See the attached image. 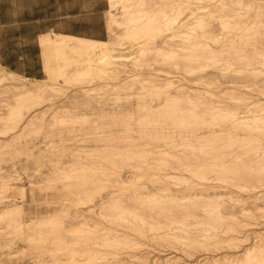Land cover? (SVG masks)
Segmentation results:
<instances>
[{
  "label": "rangeland",
  "instance_id": "1",
  "mask_svg": "<svg viewBox=\"0 0 264 264\" xmlns=\"http://www.w3.org/2000/svg\"><path fill=\"white\" fill-rule=\"evenodd\" d=\"M141 1H142L141 3L142 5L137 6V8L142 10V14L143 12L145 14L147 11L148 12L146 14H149L151 12L152 7L153 8L157 7L156 9L158 10L160 8L159 10L160 13L165 10L164 12L167 11L166 13L169 16H171V14L172 16H174L173 14L175 11H177L178 13L182 9L183 12L182 11L181 12L183 14L180 12L181 14L179 17L180 18L179 20L181 21L180 26L182 27L175 30V33L177 31L179 32V30H181L179 32L180 34L183 33L182 30H184L185 32L187 29L185 27H189L191 24L190 21L194 19L192 18L191 13H190L191 8L193 9V7L190 8L189 6H195V4L193 3L194 4L193 5L192 3H190L191 5H189L190 0H186L187 2L185 0H176L177 2L175 3H173L175 0L173 1L172 0H158V1L157 0H141ZM196 1L197 0H194V2ZM204 1L205 0H202V1L200 0V3L198 1L196 2L200 4L201 7L204 6V8L203 7L200 8V11L205 12L206 14L204 15L208 16L207 17L208 21L204 19L205 18L204 16L203 19L206 22L204 21L203 23H208L209 20L213 17L214 13H218V11L220 12V10H222L221 9L222 5L225 6L224 8H227V9L229 8L237 9L241 7L242 8L240 9L241 12L246 10V12L249 11L248 12L249 14L247 13L248 16L250 14L253 16V17L249 16L250 19L254 18L255 17L254 15L258 13L257 11L259 10L257 9L263 8L264 10V7L262 6L264 5V2H263L264 0H241L242 2L240 0H236L238 2L240 1L239 3L236 2L235 0H224V1L206 0L205 3ZM225 2L228 4H226ZM183 3L184 4L187 3V6L185 5L187 8H184V10H183V6H184ZM174 4H176L175 6L177 7H174ZM217 4H218V7H217ZM259 4H261V7H258L260 6ZM214 6H216L217 8ZM106 7H107V10L105 11L106 27H105L104 33L101 34V37L95 38V37H88V36H83V35L82 36L77 35V36L97 39V40H107V41L113 38L115 43L113 46L114 49L112 50L111 53H113L114 57H117V58H113L114 59L113 61L115 62L114 65L112 64L113 63L112 61H111L112 63L111 62L107 63L109 61L107 62L105 61V64H104V62L99 61L101 57H99L98 54L99 55L102 54L101 51H99L93 62L94 67L91 70H88V69L83 70V71L88 70L86 72L81 71L83 74L85 73L87 74L89 72L88 74L90 75L85 74L83 76V74L80 73V76L78 75L75 76L73 74L77 71V69H79V68H76V66L74 65L75 63L78 62V59H81V58L79 57L77 53L69 51L68 57L64 59L61 58V56L59 55L58 56L60 58L57 57V55H54V58L52 59L53 61L52 71L54 75H52V77H55V76L56 77L54 79H51L53 81L51 82L50 80L51 75L45 70V67H44V56H43L42 49L39 44V39H38L39 37L34 38L32 41L30 40L23 41L22 39H20V37L22 36L21 35L22 29L19 31L18 29H6V28L0 29V57L3 58V60H0V65L4 67L5 70L12 71L18 74L20 77L22 76V78H24L26 82V85L28 86L34 85V83L36 82H40V83L46 82L47 84L51 85V87L49 85L47 86L48 90L44 93V95H42L40 99L38 98V99H29V100L27 99L26 100L25 98L21 97V95H23L22 94L23 90L14 88V86L9 82H2V83L0 82V119H1L0 120V264H72L70 262L71 259H69L68 257L72 255L73 251L72 250L69 251L70 248H68V245L69 247H73V248L77 247L76 248L77 251L73 252L74 255L76 254L75 255L76 259L74 261L76 262V264H106L104 261L105 259H102L104 257L106 258V260H108L107 263L110 264V262L114 260V258H112L114 256L116 257L118 256L117 258L120 259V262H118L117 260L115 264L116 263L117 264H153V260L163 261L166 259L165 257L168 258V257L175 256V255L177 257H181L183 259L182 261L184 262L194 263L208 256L210 257L213 255H217V257H220L228 253L234 254V253L244 250L245 247H250L251 243L253 244L255 243L258 237V236L256 237V235L262 234V235H259V237L264 235L263 234L264 233V216H263L264 215L263 213L264 212V200L263 199L258 200L255 203L253 199L248 198L246 191L244 192L239 189H236L234 192H228V191L224 192L223 191L220 194L221 198H219L220 200L219 202L221 203L224 202V205L228 206V209L230 207V209L227 211L228 213H232V212L234 213L235 217L233 218H235V220L237 221L238 223L237 225H239V228H240V225L242 228H244V229H241V234L239 235L240 240H238V244H239L238 247L235 246L234 244L228 243L231 236L234 235L233 232L222 236L221 238L222 242L221 241L218 243L215 242V244L212 242L210 244L209 243L207 244L205 242L203 244L195 243L194 245L193 244L182 245V246H179V251H178L176 248L174 247L172 248L171 246H168V244H164V242H162L163 240H161L160 238H157V237L153 238V236L144 237L139 234H132L133 231L131 229L128 230V231L131 230L130 237L134 235V238L136 237V240L137 241L139 240L141 244L130 247V248H121V247L118 248L116 244H112V245H116L117 247L111 245L112 248H110L111 246L109 244V247L108 246L100 247L104 250L99 249L100 245H95L96 243H94V241L102 237L98 235L99 233L97 234L96 232L98 231L99 228L102 229L104 227L106 228V226L108 227L112 226L114 229L117 228L119 230H124V229L126 230V228L119 226L118 222H115L114 220H113L114 222H111L112 219L110 221L107 218H106L107 220L104 218L105 212H106L105 214L110 212L108 215H112L113 213L109 211L111 207L110 208L108 207L109 205L112 206V204H108L106 205L107 207L105 206L104 209L103 208L101 209V207H103L104 205L102 203L103 201L104 203H108L110 199L114 200L116 198H121V199L123 198L122 201L124 203L122 204L124 206L126 204H129V206L126 205V207H136V205L138 207L140 206L142 207L141 203L139 202L135 203L136 201L135 199H133L134 195L141 194V196L143 197L144 195V198H145V197H148V195L146 194L151 193L152 191L156 193L158 192L161 195L165 196V198H167L166 196L168 193L167 189H170L172 187L173 188L172 192L174 189L175 190L178 189L176 187L177 185H175V183L179 181L175 177L177 174L183 175L185 179L190 178L193 181L202 182L200 181L198 177L195 178L194 175H192V173H189V171L188 172L182 171L183 172L182 173L178 171L177 169L179 168L178 164L180 163V162L178 163L177 160L184 159L182 158L183 156V153H181L182 150H177L178 148H182V145L184 144L182 143L183 140H181L182 142L180 141V138H181V135H189L188 134L189 132L182 133L181 131H176L173 133V135H168L165 132V130L162 131V128H161L162 123H160L161 125H159V123H151V124L148 123L147 125L146 123L147 121L145 122V119H144L145 117L142 116V114L143 115L145 114V111L142 110L143 109L142 107H148L150 103L155 105L158 102V99H159L158 96H161L160 98L163 97V94L161 95L160 93H162L164 91L163 89H166V88H163L162 86L164 87H167V86H165L164 84L161 85L159 83L163 82L164 79L165 81H167V79H170L168 76H171V75L173 77L171 79H175L176 81H178L179 79H182V74L186 70L184 67L188 69L190 68L189 66L188 67L185 66V64H187L188 62L191 63L193 60H195V57L198 58V54H203V52L202 53L201 51L197 52L198 50L196 51L195 49H193V51L197 52L196 53L197 56L194 54L195 52L193 54L189 53V55L186 54L187 56L190 57L189 59V57L187 58V56L184 54L183 49L179 48L183 45V43L185 44V42H183L185 40H187L186 41L187 43L190 42L191 45L192 43L193 45L195 43L198 44L197 39L201 36H197L195 38V35H194V37L192 38L190 37L191 39L188 37V39L182 40L181 39L182 37L180 36L179 37L177 36V38L170 36L172 31H167V33L165 34L166 36H164L163 38L157 39L158 42L156 41V43H153L152 42L153 39L150 40L149 38L151 37L147 35V37L149 36V38L147 37H142V38L145 41H148L150 43L145 42L144 40H142V38H140L138 40H142L145 43L142 42L143 43L142 45L140 43L135 44L136 42L133 39L134 36L132 38V35L130 36L128 35L127 32H125L127 30L126 26L125 27L124 25H122L123 27L120 26L122 17H124L123 14H125L120 4H118L116 7L113 8L110 0H106ZM176 8H178L179 10L178 9L176 10ZM194 8L196 9L197 6H195ZM205 8L206 9L208 8V10L204 11L203 9ZM156 9H155V12L157 11ZM171 9L172 10L175 9L174 12L170 11ZM209 9H212V10H209ZM214 10L216 11L214 12ZM198 11H199V7H198ZM112 12L114 15H116L115 18L117 17L116 18L117 21L119 20L118 24L115 23V25H113L114 27L113 32H111V30L109 29L110 24L112 23V17H113ZM158 12H156V14H158ZM221 12L220 14L222 15L223 11ZM177 13L175 15H177ZM208 13L210 16L207 15ZM189 15L191 16V18H189L190 17ZM216 15L220 16L218 13V14H215L214 17ZM242 15L243 16L245 15V11L244 13H242ZM263 17L264 16L262 15L261 19H264ZM213 18L211 20H213ZM215 18L213 20L215 21L214 23L216 24L214 28L215 31L214 29L208 30L207 32L208 34L206 33V36L204 35L205 37L203 38L201 37L204 41H202L201 39L199 43L201 41H202L201 43L206 41L204 44L211 43V46L209 44L208 45L210 46V48H213V50L215 49V51H212V54L211 52L210 53L205 52L204 54L207 53L208 54L206 55L207 57L209 56V54H211L212 57L216 55L217 63L220 62L221 64H225L223 66H225V68L227 69L223 71L227 72L228 75H226L227 77L226 76L222 77L219 74L218 76L219 78L217 76L208 78L206 80V82L208 83H205V85H203L202 87L212 92H217L220 95H222V98L220 97L219 94H218L219 97H214L216 101L220 99L223 100V101L221 100V103H219L218 101L215 104L223 103V104H226L227 107L229 106L230 108L231 107L233 108L235 106L238 107V104L243 103L244 101H247V100L249 101L250 98H247V97H251L252 99H257V100L260 99L262 100L260 102H264V95H262V93L257 90V88L264 89L262 88L264 87V81H262V76L256 75L258 76L257 79L253 77L244 78L243 75L241 74L242 73L241 71H243L244 69L242 67L244 65L242 64L245 63V62L242 63L243 62L242 57L244 55H248V53L254 54L253 50L250 48V52L247 51V54H245L246 51L240 52L238 50L236 51L232 49L230 47L231 45H229L232 43L234 44L233 46L247 47L244 43H239V39L238 40L236 39L238 43L236 41H234L235 43L232 41L227 42L229 43L228 45H226L229 50L227 53L224 47L222 48V51H221L220 45L224 44L223 42L226 38L224 37V35H222L223 32L221 31L222 28L220 27V22L219 21L216 22L217 17ZM161 20L162 19H159L162 25L165 24V22ZM211 20L210 22H212ZM123 21H125V19ZM193 23L197 24L195 22V19L193 20ZM193 23L192 25L194 26L195 24ZM211 25H213V23ZM263 27L264 26H261L260 28H258L260 29L259 31L262 33H264V31H262ZM30 30L32 31L33 29H30ZM252 30L250 31L251 34L252 33L255 34V32H257L256 28ZM47 32H53V31H47ZM68 33H70L69 29H68ZM167 34H170V35L168 36ZM259 34L257 35V37L259 36ZM172 38L177 43L181 40L180 42L182 43V45L180 42H179L180 44L179 43L176 44V42H173ZM194 38H195V41H194ZM259 38L264 41L263 34L262 36H259ZM166 39L169 42L174 43V44L172 43L173 47L172 46L171 47L175 49L177 53L176 52L172 53L169 51L170 44L169 42H167ZM244 39L245 38L241 39L240 41H244ZM251 39L248 38V40H251ZM191 40H193V42H191ZM222 40L223 42L219 43V41H222ZM215 41L217 45H215L214 43ZM146 43L148 44L145 45ZM236 43L238 45H235ZM165 44L166 45L169 44V45L163 46ZM186 44L185 46H189V44L188 45ZM241 44H243V46H241ZM149 45L150 46L156 45V46L150 47ZM191 45L189 46L190 48H191ZM158 46L163 47V48L159 49ZM156 47H158V49H156ZM192 47L194 48L197 46H192ZM165 48L166 50L168 49L169 51L168 53L171 58L169 57L167 51L166 50H165L166 52L164 51ZM178 48L182 52H180ZM143 49L145 51H143ZM216 49H217V53L215 54ZM163 51L164 53H161ZM189 51L191 52V49ZM178 52L180 53V55H178ZM222 53L224 56L222 55ZM140 54L146 56L147 60L144 58V56L143 58H141L142 55ZM182 54L185 55L184 56V58L186 59V60L184 59L185 61H183ZM204 54L202 56H205ZM251 54L248 55L249 58L253 56ZM20 55H23V56L27 55V57L24 60H18L17 58L12 59V57H18ZM190 55L192 56L194 55L193 56L194 59ZM138 56H139V59L137 58ZM238 57H240L241 60L240 58L238 59ZM72 58L74 59L77 58V59L75 61ZM215 59L210 58V60L208 61L207 58L206 59L202 58L201 60H203V62L202 61L201 62L203 63V65H206V64L208 65V63L212 64L214 62L213 60ZM244 59L245 58L243 57V60ZM137 60H141V62L139 63V61L137 62ZM189 60H192V61H189ZM218 60L220 61L218 62ZM96 61L99 64V66H96L95 64ZM134 61L135 63L136 62L137 63L134 64ZM147 61L150 63L151 65V66L149 65L150 67H146L149 64ZM244 61H246V59ZM146 62L148 64L144 65L146 64ZM183 62L185 63L183 64ZM226 62H229L230 65H228L229 63L226 64ZM116 63H118V65H116ZM172 63L175 65L174 67ZM202 63L199 62L197 64V61L196 60L194 61V64L195 65L197 64V66ZM232 63L234 64V67L232 65V68H230L229 70V67H231ZM138 64L139 66H137ZM140 64L144 66L142 67L140 66ZM180 64L182 66L184 65L182 67L184 70L182 69L180 70L179 68ZM60 65H63L64 67L65 66L66 67L60 68L59 67ZM67 66H74V67H67ZM85 66L84 67L80 66V67L81 69L87 68V66L86 67ZM238 66L242 68H239ZM103 67H105L106 69ZM96 68H97V71H96ZM98 68H99V71H98ZM209 68L211 69V67ZM111 69H113L116 72L117 71H120V72L116 73ZM165 70L168 71V73L170 72L172 74L171 75L170 73L168 74ZM57 71L58 72L68 71V72H71L72 74L70 73L69 75L59 76ZM180 71H182L181 75H179L181 73ZM184 73H185V76L187 75L188 77L191 76L189 75L190 73L186 74V71ZM89 76H91L92 78ZM56 78L58 79L56 81L57 83L55 82ZM155 78H157L156 81H155ZM159 78L161 79V82L159 81L158 83V80H160ZM26 79L28 80L26 81ZM88 80L91 83L90 82L88 83L87 82ZM192 80H193V77H192ZM193 81L189 83L190 86L197 87V85L194 83L195 81L194 82ZM85 83H87L88 85ZM80 85H83V86L81 87ZM86 88L87 90L88 88L92 89L91 93H89L90 91H86ZM82 89L83 90L85 89L84 91H86L88 94H86L85 92L81 93L83 91ZM158 89H160V91L162 92H160ZM146 90L147 91L149 90L148 94ZM74 92L76 93V95ZM78 92H80L81 94H79ZM149 94H152V95H149ZM233 94L238 99L236 98L233 99V97L231 96ZM226 95L228 98L226 97ZM139 97H141V99ZM151 99L155 101L152 102ZM227 102L228 103L230 102V104H228ZM231 104L232 105L236 104V105L232 106ZM18 105L20 107H18ZM19 108L23 113V116L21 118H23L24 120L22 119L20 122H18L19 124L18 125L16 118L19 117L17 114ZM197 110L199 112L202 111L201 109H197ZM12 113H13V116L11 117ZM204 113L205 112H202L199 114V115L203 114L204 117L203 116L200 118L198 117V120L200 119V121H202V119L205 118L206 121H208V119L210 121V118H208V114L207 113L204 114ZM74 115H77V116H74ZM86 116H88V118H86ZM212 116L213 115H210V117ZM84 117L86 119H82ZM139 117H141V119L143 117V120H144L143 124L142 122H139V119H140ZM162 118L160 117L159 119H162ZM220 118L222 117L220 116ZM87 119H89L88 122H87ZM213 119H214V116L211 118V120ZM7 120H8V123H6ZM75 120H78V121H75ZM83 120H86V121H83ZM29 121L32 122V124ZM26 122H28V124L30 123L29 124L30 126ZM16 125H18L16 129L14 128V130H12V128L15 127ZM156 125L157 127L158 126L159 127L157 128ZM174 126H176V124H173V127ZM148 127L149 129L151 128L150 131ZM155 127L157 129H155ZM127 129L128 130L130 129V131L128 132ZM112 131H113V134H112ZM122 132H125V133H122ZM97 134H99L100 137ZM125 134L126 136H129V137H131V134H132L135 137V139L134 138L132 139L135 140V142H137L133 144V147H129V150H128L129 152L125 150V148L128 146V142H132V140L130 138V141H127L129 140V138L127 137L126 139ZM91 135L92 136L96 135L98 136V138L104 137L105 140L104 138H102V140L104 141L101 142L96 136L92 137ZM105 136L107 137L110 136V137L107 138ZM122 136H124V138L126 139L125 141H124V138H121ZM171 138L177 139V143L179 142V144L181 143L182 144L180 146L178 145L177 147H173V148L171 145L170 146L168 145V147L170 148L165 147L167 146L165 142H170ZM106 139L107 140L109 139V141H107ZM106 143H107V146L105 145ZM132 143L130 144V146H132ZM135 145L136 146L138 145V146L136 147ZM124 146L125 148L122 149V147ZM118 147H120V149ZM164 147L166 148L168 153L167 151L163 150L165 149ZM131 148H132V151L130 150ZM163 151H165V153ZM155 152L158 154H156ZM155 157L157 158L159 157L160 160L159 161L153 160V159H157ZM163 159H166L165 162L167 161L169 162L165 163ZM137 160L139 162H137ZM144 160H148L149 163L146 164L147 161L145 162ZM156 161L159 163H157ZM160 161L164 164H161ZM150 162L152 164H150ZM137 163L138 164L143 163L144 165L142 164L141 166L138 167ZM119 172L121 173L120 174L121 176L119 175ZM106 177L111 180H108ZM160 177L162 178L165 177L164 178L165 180L168 179L167 180L168 182H166L168 186H166L167 184L164 183L165 180L164 179L162 180V178ZM94 179L95 181H93ZM96 179H98L99 181H97ZM154 182L155 184H153ZM160 182L162 183V187L160 186L161 185ZM214 182H217V181H214ZM243 182L249 183L250 181L248 182L243 181ZM253 182H255L254 184H256L257 180L251 181V184ZM185 183L187 182L184 181L183 184L181 183V185H183L182 188H184ZM163 184H165L166 186L165 188L167 189L164 188ZM179 187L181 186L179 185ZM166 190H167V193H166ZM139 191H141V193ZM175 192L176 191H174L173 193L176 194ZM160 194L158 196H160ZM118 195H121V197ZM178 195H180V197ZM176 196L174 197L177 198L179 202H177L178 200H175V198L171 200L169 197L167 198V200L170 199L169 202L164 199L166 201V203L164 202L165 203L164 206L167 205L166 208L168 206H170V208L174 206L172 209L185 207L187 205L189 206L190 204L189 201L183 198L184 193H182V195L181 193H179ZM181 196H182V200H184L183 202H180L182 201L180 200ZM173 200L175 201L173 202ZM178 203H180V205H178ZM184 203H186L185 206H184ZM9 205L22 206V212L13 211V213H7L8 208H11V207H8ZM159 205L158 207H160ZM161 205H162L161 207L164 208L163 204ZM164 212L167 213V216L173 215V214L170 215L169 211L168 212L160 211L158 213L161 216L166 217L164 216L165 215ZM142 213H143L142 216L144 217L147 214L150 215L149 211H145V212L141 211V214ZM102 214L103 216L101 217L100 215ZM114 214L116 215V213ZM175 214L176 213H174V215ZM76 215L77 216L79 215V216L77 217ZM176 215L178 216L179 214H176ZM17 220L22 221V222L27 221V223H30V227L26 228L24 226V223L22 225H19V227L16 226ZM166 221L168 220L166 219ZM84 223L90 224L91 226L90 228L94 230L92 231L93 233H89L87 231L88 228L84 227L83 225ZM258 223H261V224H258ZM82 226L84 228H82L80 231L79 227L81 228ZM83 229H85L87 233L85 230H84V233H82ZM255 231L257 234H254ZM98 232H100V234L102 235V233L104 232V229ZM84 234L87 236H85ZM237 234L238 233L236 232L235 235ZM78 238L80 242H77L73 246H71V244L69 243L70 239H75L77 241ZM87 238H88V241H89V238L93 239L94 240V241L92 240L93 243L90 242L91 240L89 242L86 241ZM81 239H83L82 240L83 244L81 246L80 245L78 246L77 244L82 242ZM84 240L86 241V243ZM230 245H232V247ZM83 246L84 247L88 246L86 248L91 249V251L92 250L93 251L91 252L88 249L85 250ZM93 246L95 249L98 248L100 251L98 253L97 251H94L95 249L93 248ZM115 247H116V250H115ZM117 248L119 249V252L122 254L118 252ZM122 249H123L124 254L122 252ZM84 250L86 252L90 251V253L89 252L86 253ZM113 251H116V252H113ZM117 252L118 254H114ZM95 256H99L100 258L95 259ZM125 258H128V260H125ZM149 258H150V261H148ZM153 258H156V259H153ZM121 259H123V262ZM210 261L211 259L209 260V262L208 260L207 261L205 260L204 262H199V264H213L212 261L211 262ZM220 264H227V262L221 261Z\"/></svg>",
  "mask_w": 264,
  "mask_h": 264
},
{
  "label": "bare ground",
  "instance_id": "2",
  "mask_svg": "<svg viewBox=\"0 0 264 264\" xmlns=\"http://www.w3.org/2000/svg\"><path fill=\"white\" fill-rule=\"evenodd\" d=\"M197 1L200 3V0H197ZM205 1H204V3H205ZM209 1H211V0H209ZM222 1H224V0H222ZM110 2H111V5H112L113 8L116 7L118 4H120L121 8H123V10L125 12V14H123V15H124L125 18L122 17V21L124 19H125V21H123V22L121 21L120 22V26H122V25H124V27L126 26L127 30L125 32H127L128 35H130V36L132 35V38L134 36L133 39L136 42L135 44L140 43L141 45L143 44L142 42L145 41L142 37H147V35H149L151 38H149V36L147 38H149L150 40L153 39L152 42L156 43L157 39L163 38L164 36H166L165 34L167 33V31H172V33L170 32L171 35L167 34L168 36L170 35V36H173L175 38H177V36L178 37L180 36V37H182L181 38L182 40L188 39V37L192 38V37H194V35H195V38L197 36H201L203 38V37L206 36V33L208 32V30L215 28L216 24L214 23L215 21H213V20H214L215 17H217V21L216 22H218V21L220 22V27L222 28V30L221 29L220 30L223 32V34L222 33L221 34L224 35V37L226 38L225 39L226 41L224 40V42H223V40L219 41V43L220 42L224 43L223 45L222 44L220 45L221 46V51H222V48L224 47L226 49V53H227L229 51L227 46H226V45L229 44L227 42L228 41L229 42H231V41L234 42V41H236V39L237 40L239 39V43H244L247 47H244L243 44H241V46H243V47L233 46L234 44L232 43V44H229V45H231L230 47L232 49H234L236 51L238 50L240 52L241 51H246L245 54H247V51L250 52V48H251L253 50V53H254V54L248 53V55H250V54L253 55V56H251V58H249L248 55H244V56L242 55L246 59V61H244L245 59L243 60V57H242V61H243L242 63H244V62L245 63L242 64V65H244V66H242L244 69H243V71H241L242 72L241 74L243 75L244 78H252L253 77V78H256V79L258 77L256 75H259V76H262V81H264V41L259 38V36H262V34L264 35V33L260 32L259 31L260 29H258L261 26H264V19H261L262 15L264 16L263 8L257 9V10H259V11H257L258 13L255 14V15L253 14L255 17L250 19L249 16H252V15L250 14L248 16V14H249L248 12L249 11L246 12V10H244L245 11V15L243 16L242 13H244V11L243 12L240 11V9H242L241 7L237 8V9L236 8L227 9V8H224L225 6L222 5V8H221L222 10H220V12L223 11L222 15L218 11L220 16L216 15L214 17V15L218 14V13H214L213 14V12H212L214 18L212 17L213 20H211L212 18L210 19L212 22H210V20H209V22L211 24L213 23V25H211L209 22L208 23H203L205 21L204 19H206V21H208L207 20L208 16L204 15L206 13L203 12V11H200V8H202V7L204 8V6L201 7L200 4L194 2V0H190L189 1V5H191L190 3H192V4L194 3L195 6H197L196 9L194 8L195 6H189L190 8L193 7V9L191 8V12L190 13H191L192 18L195 19V22L197 24L193 23L194 19L193 20L191 19L192 20V21H190L191 24L189 23L190 26L188 24L189 27H185V28H187L186 31L184 32V30H182L183 33L181 32L182 34H180L179 32L181 30H179V32L177 31L176 33H175V30H177V29L182 27V26H180L181 21L179 20L180 19L179 18L180 14L183 12L182 9L178 13H177V11H175L177 13V15H175L176 14L174 12L175 9L174 10L171 9L170 11L174 12V14H173L174 16H172V14H171V16H169L166 13L167 11L164 12L165 10L164 11L161 10L162 12L160 13V11H159L160 8L158 10V9H156L157 7H155V8L152 7L151 12L149 14H146L148 11L145 14H144V12L142 14V10L137 8V6L142 5L141 4L142 3L141 0H110ZM175 2H177V1L175 0L173 3H175ZM236 2H238V1H236ZM153 3H154V1H153ZM226 4H228V3H226ZM175 5L176 4H174V7H177ZM183 5H184L183 6V10H184V8H187L186 7L187 3H185V4L183 3ZM257 5H258V3H257ZM259 5L260 6H258V7H261V4H259ZM181 6H182V4H181ZM262 6L264 7V5H262ZM198 7H199V11L200 12L198 11ZM214 7H216V6H214ZM214 7H213V9H214ZM217 7H218V4H217ZM155 9L157 10L156 12L159 11L158 12V14L160 13L159 15L156 14ZM177 9L178 8H176V10ZM187 10H189V9H187ZM203 10L204 11L208 10V8L207 9L205 8ZM209 10H212V9H209ZM215 11L216 10H214V12ZM238 11H240V12H238ZM112 14H113V12H112ZM207 15H209V13ZM115 16L116 15L113 14L112 23L110 24V28L109 29L111 30V32L114 31L113 25H115V23L118 24V21H119V20L117 21V19H116L117 17L115 18ZM191 16L189 18H191ZM204 16H205V18H204ZM159 19H162L161 21H164L165 24L162 25V23L159 21ZM192 23L195 24V25L193 26ZM117 24H116V26H117ZM186 26H187V24H186ZM255 28L257 29L256 30L257 32H255V34H253V33L251 34L250 31L252 29H255ZM214 31H215V29H214ZM262 31H264V27L262 28ZM257 33L258 34L260 33L258 37H257V35H258ZM201 37H199L200 39L198 38L199 40L197 39L199 45L197 43H195V42L194 43L196 45L195 44L193 45V43L191 45L190 42H188V43L186 42L187 40L183 41V42H185V44L187 43L186 45H188V44H189V46L191 45V48H190L189 46H185L184 43H183V45H184L183 46L182 43L180 42L181 41L180 40L179 42L181 43L182 46L180 45L181 47H179V46L178 47L180 49L181 48L183 49V52H184L185 55L186 54L189 55V53L193 54L195 52V51H193V49H195L196 51L198 50L197 52L201 51V53L203 52V54L205 52H208V53L211 52V54H212V51H215V49L213 50V48H210L211 43H208L210 46L207 43L204 44L206 41L201 43L202 41H204ZM218 37H219V35H218ZM224 37H223V39H224ZM140 38H142V40H144V41L138 40ZM195 38H194V41H195ZM243 38H245L244 41H240ZM248 38H250V39L253 38V39L248 40ZM255 38L256 39L258 38L259 40L258 39L256 40ZM201 39H202V41L199 43V41ZM172 40H173V38H172ZM216 41H218V40H216ZM216 41L214 42L215 45H217ZM145 42H148V41H145ZM167 42H169V41L167 40ZM173 42H176V41L173 40ZM191 42H193V40H191ZM236 42L238 43V41H236ZM114 43H115V41L113 40V38H111V39H109L107 41V40H97V39L83 38V37H78V36H73V35H65V34H54V35L44 34V35L40 36V38H39V44H40V47L42 49V53H43V56H44V67H45V70L51 75L50 76V80L54 79L56 77V76L52 77V75H54V73L52 71V68H53L52 67L53 66L52 65V62H53L52 59L54 58V55H57V57L61 56V58L64 59V58L68 57V52L69 51L77 53L81 59H78V62L75 63V65L73 64L74 66H76V68H79L73 74L75 76H77V75L80 76V73L83 74L81 71H83L85 69L91 70L94 67V63L93 62H94V59H95V57H96V55L98 54L99 51H101V53H102V54H100L101 56L98 54V56L101 57L100 60H99L100 62H104V64H105V61L106 62L109 61L107 63H110L112 61L113 63L112 62L111 63L114 65L115 62L113 61L114 60L113 58H117V57H114L113 53H111L112 50L114 49V47H113ZM148 43H150V42H148ZM148 43H146L145 45H147ZM172 43L169 42L170 45L167 44L170 47L169 51L172 52V53H175V52L177 53V51H175V49L172 48L173 47ZM178 43L176 42V44H178ZM237 43L235 45H238ZM167 45L165 44L163 46H167ZM152 46H150V47H152ZM155 46H153V47H155ZM192 46H197V47L193 48ZM158 47H156V49H158ZM160 48H163V47H159V49ZM166 48H168V47H166ZM166 48L164 49V51L166 50ZM179 48H178V50L180 51ZM247 48H249V49H247ZM190 49H191V52L189 51ZM217 49H219V48H217ZM217 49H216L215 54L217 53ZM252 50H251V52H252ZM143 51H145V50L143 49ZM164 51L161 52V53H164ZM166 51H167V53L169 52L168 49ZM180 52H182V51H180ZM197 52H195L194 54L196 55ZM167 53H166V55H167ZM223 53H222V55H223ZM203 54H198V58L195 57V60L197 61V64L199 62L200 63L203 62V60H201L202 58H205V59L207 58L208 61L210 60V58H212V59L216 58V59L213 60L214 62L212 64L208 63V65L207 64L203 65V63H202V64H199L198 66H197V64L196 65L194 64L195 60H193V61L189 60V61H192V62L191 63L188 62L190 65L187 63V64H185V66H187V67L189 66L190 70L188 68L184 67L186 69L185 70L186 74L190 73L189 75H191V76L194 75L192 77H193V80L195 82L192 80L191 76H190L191 78L188 77V75L185 76V73H184L185 71L183 72V74H182V71H180L181 73L179 75L182 74V79H179L178 81H176L175 79H171V78H173L172 75H171L172 73L169 72L171 76H168V77L170 79H167V81H165V79L163 81V79H162V81L164 83L161 82L160 78H159L160 80H158V83H159V81L161 82L159 84H161V85L164 84L165 86H167V87L162 86L163 88H166V89H163L164 90L163 92L160 91L161 88L158 89L160 92H162L160 94L161 95L163 94V97L160 98L161 96H158L159 99H158L157 104H155V105L150 103L148 105V107H142L143 108L142 110L145 111V114L144 115L142 114V116L145 117L144 119H145V122L147 121L146 122L147 125H148V123L149 124H151V123H159V125H161L160 123H162V125H161L162 131L165 130V132L168 135H173V133L176 132V131H181L182 133L183 132H189L188 133L189 135H181L180 141L183 140V142L182 141L181 142L184 143L183 144L184 146L182 145V148H178V149L176 148L177 150H182L181 153H183V156H184V157L182 156V158H184V159L177 160L178 163L180 162L178 164L179 168H177V169L180 172H182V171H187L188 172L189 171V173H192V175H194L195 178L198 177L200 179V181H202V182H196V181L191 180L190 178L185 179L183 177V175H178L177 174L175 177L180 182L179 181H177V182L175 181L176 182L175 185H177L176 187L178 189L177 190H175V189L173 190V192L176 191L175 192L176 194H174L172 192V189H173L172 187L170 188L171 190L165 188L166 186H168V184L166 183V182H168L167 181L168 179L165 180L164 179L165 177L164 178L160 177V178H162V180L164 179L165 180L164 183L167 184L166 186H165V184H163L164 188L168 190V193H167V190H166L167 198L170 197V199L172 200V199L175 198L174 196H176L177 194L181 193V195H182V193H184L183 198H185V200L187 199L190 204H189V206L188 205L185 206L186 203H184L185 207H180V208L172 209L174 206L172 208H170V206H168L169 208L167 207L168 208L167 209L166 208L167 205L164 206V204L166 203L165 200H167V198H165V196L161 195L158 192H157L158 193L157 194L156 192H152V191H151V193L146 194V195H148V197H145V198H144V195H143V197L141 196V194H140L141 191H139L140 195H134L133 199H135V201H136L135 203H137V202L141 203L142 207L140 205H139L140 207H138L136 204H135L136 207H126V205L129 206V204H126L124 206L122 204V203H124L122 201L123 198L122 199L121 198H116L114 200L110 199V201L108 203H104V201L103 202L100 201V202H102L104 204L103 207H101V209L102 208L104 209V207L106 205H108V204H112V206H110V205L108 206L109 208L111 207V209H109V208L108 209L113 214L112 215H108L110 212L107 213V214H105L106 213L105 212L104 213V218L105 219L107 218L110 221L112 219L111 222H114V221L118 222V225L123 227V228H126V230L125 229L124 230H119L117 228H116L117 229L116 230L112 226L111 227L110 226L109 227L106 226V228L104 227L102 229L99 228L100 230L97 228L98 231H101V230L104 229V232L102 233V235L100 234V232L96 231L97 234L99 233L98 235H100L102 237L100 239H96L95 241L93 240L94 237H93V239L89 238V241L91 240L90 242H92V243L94 241V243H96L95 245H100L99 249H102V248H100L102 246H108L109 247V244H110V246L112 244H116L118 246V248L119 247H121V248H130V247L137 246V245L141 244V242H139V240L138 241L136 240V237L134 238V235L133 236L131 235L134 239L132 237H130V234H131L130 231L131 230L134 232V233L132 232V234H139V235L144 236V237L153 236V238L154 237L160 238L161 240H163L162 242H164V244H168V246H171L172 248L174 247L178 251H179V246H182V245H189V244L190 245L191 244L194 245L195 243L203 244L205 242L207 244L208 243L210 244L211 242L215 244V242H217V243L220 242V241L222 242V239H221L222 236H224L226 234H230L231 232H233L234 235L231 236V238L229 239L228 243L234 244L235 246L238 247L239 246L238 240H240L239 239L240 238L239 235L241 234V229H244V228H242L241 225H240V228H239V225H237L238 224L237 221L235 220V218H233V217H235L233 212L232 213H228L227 210H229L230 207L228 209V206H225L224 202H222V203L219 202L220 201L219 198H221L220 194L223 191L224 192H227V191L228 192H234L236 189H239V190L244 191V192L246 191V193L248 195V198L253 199L255 201V203L258 200H262V199L264 200V102H260V101H262L260 99L257 100V99H252L251 97H247V98H250V100L249 101L248 100L244 101L243 103H240V104L237 103L238 107L235 106L233 108L232 107L230 108L229 106L227 107L226 104H223V103L219 104V103H221L222 99L216 101L214 97H219L220 94L217 93V92H212V91H210L208 89H205L202 86L205 85V83H208V82H206V80L208 78H212L213 76H217L218 77L219 74L222 77L228 75L227 72L223 71V70H225L227 68H225V66H223L225 64H221L219 62L220 60H218L219 63H217L216 55L212 57L211 54H209V56L207 57L206 56V55H208L207 53L204 54L205 56H202ZM220 54H221V52H220ZM140 55H142V54H140ZM168 55H169V53H168ZM173 55H175V54H173ZM178 55H180L179 52H178ZM185 55H183V61L186 60L184 58ZM227 55H229V54H227ZM139 56L137 57L138 59H139ZM143 56L144 55H142L141 58H143ZM190 56L194 59V57H193L194 55L193 56L190 55ZM82 57H84V58H82ZM169 57H170V55H169ZM188 57L189 56H187V58ZM144 58L146 59L147 57L144 56ZM225 58H226V56H225ZM239 58L240 57H238V59ZM69 59H71V58H69ZM72 59H74V58H72ZM76 59H74V60L76 61ZM189 59H190V57H189ZM163 60H165V59H163ZM240 60H241V58H240ZM138 61H139V63L141 62V60H137V62ZM205 61H207V60H205ZM147 62H146V64H144V63L143 64L147 65L149 63V62L148 63ZM71 63H72V61H71ZM107 63H106V65H107ZM136 63L134 61V64H136ZM184 63L185 62H183V64ZM227 63H229V62H226V64ZM85 64H86L87 68H82L81 69L80 66L84 67ZM95 64H96V66H99L97 61H96ZM174 64H175V62H174ZM174 64H173V67L175 66ZM109 65H111V64H109ZM116 65H118V63H116ZM144 65L140 64V66H142V67ZM149 65H150V63L146 67H150L151 66V65L150 66ZM228 65H230V63ZM232 65L234 67V64L232 63L231 67H229V70H230V68H232ZM240 65H241V63H240ZM74 66H67V67H74ZM137 66H139V64ZM183 66L180 64V66H179L180 70L181 69L184 70L182 68ZM59 67L63 68L64 66L60 65ZM116 67H118V66H116ZM209 67H211V69ZM242 67H239V68H242ZM99 68H101V67H99ZM99 68H98V71H99ZM103 68H105V67H103ZM88 70H86V71H88ZM111 70H113V69H111ZM86 71H83V72H86ZM96 71H97V68H96ZM100 71H101V69H100ZM77 72H79V73H77ZM114 72H116V71H114ZM114 72H112V73H114ZM118 72H120V71H117L116 73H118ZM166 72L168 73V71H166ZM70 73L71 72H68V71H59L58 72L59 76L69 75ZM88 73L87 74L85 73V74L86 75H90ZM85 74H83V76ZM152 75H154V74H152ZM89 77H91V76H89ZM217 77H215V78H217ZM156 79L157 78H155V81H156ZM27 80L28 79H26V81ZM57 80L58 79L56 78L55 82ZM89 80L87 81L88 83L90 82ZM191 81H193L197 85V87L190 86L189 83ZM0 82L1 83L2 82H9V83H11L14 86V88L23 90V93H22L23 95H21V97L25 98L26 100L27 99L28 100L29 99H38V98L40 99L42 97V95H44V93L48 90L47 86L49 85L46 82L45 83L44 82H41V83L40 82H36V83H34V85L30 84L31 86H28V85H26V82H25L24 78H22V76L20 77L18 74L14 73L12 71L5 70L4 67H2L1 65H0ZM51 82H53V81L51 80ZM155 83H157V82H155ZM85 84H87V83H85ZM49 86L51 87V85H49ZM80 86L82 87L83 85H80ZM84 87H86V86H84ZM262 88H264V87H262ZM89 89L90 88H88V90H87V88H86V91H90L89 93H91L92 89H90V90ZM84 90L81 93L85 92L86 94H88ZM257 90L260 91L262 93V95H264V89L257 88ZM148 91H147V94H148ZM78 93L81 94L80 92H78ZM155 93H156V91H155ZM157 93H159V92H157ZM160 94H158V95H160ZM226 94H227V92H226ZM75 95H76V93H75ZM90 95H92V94H90ZM149 95H152V94H149ZM84 96H85V94H84ZM231 96L233 97V99L236 98V96H234V94L231 95ZM152 97H154V96H152ZM220 97L222 98V95H220ZM226 97H227V95H226ZM229 97H230V95H229ZM139 98L141 99V97H139ZM225 98H223V99H225ZM236 99H238V98H236ZM151 100H152V102L155 101V100L153 101V99H151ZM230 100H231V98H230ZM218 101H219V103L215 104ZM50 103H52V102H50ZM228 104H230V102ZM234 105H236V104H234ZM234 105H232V106H234ZM18 107H20V106L18 105ZM197 109H201L202 111L199 112ZM202 112H205L204 114H206V113L208 114V118H210V121H209V119H208V121H206L205 118H203L204 120L202 119V121H200V119L198 120V117L199 118L202 117V116L204 117L203 114L199 115ZM13 113L11 114V117L13 116ZM33 113H34V111H33ZM17 114L19 116V117L16 118L17 119V124H18V122H20L23 119V118H21L23 116V113L20 110V108H19ZM85 114H87V113H85ZM209 114L214 116L213 120H211V118L213 116L210 117ZM31 116H33V115H31ZM74 116H77V115H74ZM220 116L222 118H220ZM160 117L161 118L163 117L164 119L163 118H162L163 120L159 119ZM205 117H206V115H205ZM218 117H219V119H218ZM86 118H88V116H86ZM86 118L84 117L82 119H86ZM139 118L141 119V117H139ZM140 119H139V122H142V124H143V122H144L143 117H142L141 120ZM8 120H7L6 123H8ZM75 121H78V120H75ZM83 121H86V120H83ZM88 121H89V119H87V122ZM26 123L28 124V122H26ZM30 123L32 124V122H30ZM27 124H26V126H27ZM173 124H176V126L173 127ZM18 125L13 127L12 130H14V128L16 129V127ZM157 125H156V127H157ZM149 127H148V129H149ZM156 127H155V129H157L159 126L157 128ZM24 128H25V126H24ZM146 128H147V126H146ZM150 129H149V131H150ZM129 131H130V129L128 130V132ZM165 132H164V134H165ZM122 133H125V132H122ZM99 134H97V135L99 136ZM112 134H113V131H112ZM156 134H158V133H156ZM98 136H96V137L98 138ZM120 136H121V134H120ZM85 137H87V136H85ZM105 137H107V136H105ZM108 137H110V136H108ZM127 137L129 138V140H127V141H130V138H131L133 143L132 142H128V146L126 147L127 149L125 148L126 145L124 147H122V149L125 148V150L128 151L129 147H133V144L137 143V142H135V140L132 139V138L135 139V137L132 134H131V137L126 136V134H125V138L126 139H127ZM166 137H168V136H166ZM97 138H96V140H97ZM102 138H104V137H102ZM102 138H98V139L102 142V141L105 140V138H104V140H102ZM121 138H124V136H122ZM125 138H124V141L126 140ZM107 141H109V139ZM131 143H132V146H130ZM165 143L167 145L165 147H168V145L169 146L171 145L172 148L173 147H177L178 145L180 146L182 144V143L179 144V142L177 143V139H174V138L173 139L171 138L170 142H165ZM105 145L107 146V143ZM118 148L120 149V147H118ZM168 148H170V147H168ZM130 150L132 151V148ZM163 150L167 151L166 148L163 149ZM138 151H140V150H138ZM165 151H163V152L165 153ZM149 152H147V153H149ZM167 153H168V151H167ZM156 154H158V153H156ZM155 158H157V157H155ZM153 160L159 161L160 159L158 157L157 159H153ZM163 160L165 162L166 159H163ZM144 161L145 162L147 161L146 164L149 163L148 160H144ZM161 161H162V159H161ZM137 162H139V161L137 160ZM156 162H154V163H156ZM168 162L169 161H167L165 163H168ZM157 163H159V162H157ZM139 164L137 165L138 167L141 166L143 163H139ZM150 164H152V163L150 162ZM161 164H164V163L161 162ZM120 174L121 173L119 172V175ZM136 176H138V175H136ZM107 177H109V176H107ZM180 178L183 179V180H181ZM98 179H96V180L99 181ZM107 179L111 180L109 178H107ZM253 180H257V183L254 184L255 182H253L251 184V181H253ZM93 181H95V179ZM184 181H186L187 183H185L184 184V188H182L183 185H181V183L183 184ZM214 181H217V182H214ZM243 181H245V182L250 181V182L249 183H244ZM153 184H155V182ZM179 185L181 187H179ZM160 186L162 187V183H161ZM179 188H181V189H179ZM177 192H179V193H177ZM236 193H237V191H236ZM137 194H138V192H137ZM159 194H160V196H158ZM118 196L121 197V195H118ZM178 196L180 197V195H178ZM130 197H132V196H130ZM127 198H128V196H127ZM169 200H167V201L169 202ZM175 200H178V199L175 198ZM175 200H173V202ZM180 200H182V196H181ZM183 201L184 200H182L180 202H183ZM177 202H179V200ZM159 203H160V205H159ZM161 204H163L164 208L161 207L162 206ZM158 205L160 207H158ZM178 205H180V203H178ZM8 207H11V208H8L7 213H13V211H15V212H20L21 211L22 212V206H20V205L19 206L18 205H9ZM87 209H88V207H87ZM114 211H116V212H114ZM141 211L142 212L143 211L144 212L145 211H149L150 215L147 214L148 217H147V215L144 217V216H142L143 213L141 214ZM160 211L161 212H163V211H167L168 212L169 211V214L170 215L173 214V215L167 216V213L164 212L165 215L164 214L163 215L166 216V217H163V216H161L158 213ZM171 212H173V213H171ZM114 213H116V215ZM174 213L179 214V215L177 216L175 214L176 215L175 216ZM79 215H81V214H79ZM242 215H243V213H242ZM100 216L102 217L103 214L100 215ZM164 219H165V221L167 219L169 222L168 221L165 222ZM23 223H24V226L26 228L30 227V223H27V221L22 222V221H19V220H17V225L16 226L19 227V225H22ZM103 224H105V223H103ZM258 224H261V223H258ZM83 225H84V227L88 228L87 231L89 233H93L92 231H94V230L90 228L91 226H90L89 223H84ZM112 225H113V223H112ZM253 225H255V224H253ZM84 227L83 226L81 228L79 227L80 231ZM114 227H115V225H114ZM129 229H131V230L128 231ZM71 230H73V229H71ZM84 230L85 229H83L82 233H84ZM87 231H86V233H87ZM236 232L238 233L237 235H235ZM254 234H257L256 231L254 232ZM249 235H250V233H249ZM259 235H262V234H258V235H256V237L257 236L259 237ZM85 236H87V235H85ZM136 236H138V235H136ZM258 237H257L256 241L254 239L255 243L254 244L251 243L250 247H245L244 250H242L240 252H237V253H234V254L233 253L232 254L228 253V254L222 255L220 257H217V255H213V256H210V257L208 256V257L202 258V259H200V260H198V261H196L194 263L184 262V261H182L183 259L181 257H177L175 255V256L168 257V258L165 257L166 259L164 258L165 260H163V261L153 260V264H199V262H204L205 260L206 261L208 260V262H209L210 259H211L213 264H220L221 261H226L227 264H264V235L260 236L259 238ZM82 240L83 239H81V241ZM86 241H88V238H87ZM86 241H85V243H86ZM77 242H80L79 238H78L77 241L75 239H70V241H69L71 246H73ZM82 244H83V241L81 243H78L77 245L81 246ZM116 245H112V246H116ZM112 246L110 248H112ZM230 246L232 247V245H230ZM86 247H88V246H86ZM86 247H84L85 250L88 249ZM116 247H115V250H116ZM68 248H70L69 251H71V250L73 252L77 251L76 250L77 247L73 248V247H69V245H68ZM93 248H94V246H93ZM99 249L96 248L94 251H97V253H98L100 251ZM88 250L91 251V249H88ZM102 250H104V249H102ZM90 251H87V252L90 253ZM73 252H72V255L69 256L68 258L71 259L70 262L72 264H76V262H74L75 259H76V257H75L76 254L74 255ZM113 252H116V251H113ZM118 252H119V249H118ZM118 252L114 253V254H118ZM122 252H123V249H122ZM120 254H122V253H120ZM123 254H124V252H123ZM102 257H104V256H102ZM117 257L116 256L112 257V258H114V260L111 261L110 264H113V263L115 264V262H117V260H118V262H120V259H118ZM99 258H100L99 256H95V259H99ZM102 259H105L104 260L105 263L109 264V263H107L108 260H106L105 257L102 258ZM153 259H156V258H153ZM121 260L123 262V259H121ZM125 260H128V258H125ZM151 260H152V258H151ZM148 261H150V258L148 259ZM100 263H102V262H100Z\"/></svg>",
  "mask_w": 264,
  "mask_h": 264
},
{
  "label": "crops",
  "instance_id": "3",
  "mask_svg": "<svg viewBox=\"0 0 264 264\" xmlns=\"http://www.w3.org/2000/svg\"><path fill=\"white\" fill-rule=\"evenodd\" d=\"M106 10V0H0V29H22L23 41L44 34L100 38L106 27Z\"/></svg>",
  "mask_w": 264,
  "mask_h": 264
}]
</instances>
